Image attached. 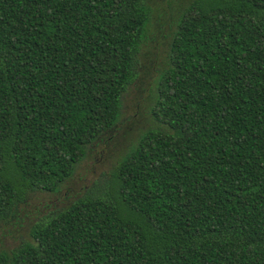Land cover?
<instances>
[{
  "label": "trees",
  "instance_id": "1",
  "mask_svg": "<svg viewBox=\"0 0 264 264\" xmlns=\"http://www.w3.org/2000/svg\"><path fill=\"white\" fill-rule=\"evenodd\" d=\"M145 0H0V223L58 193L120 120ZM106 181L0 264H264V0H192Z\"/></svg>",
  "mask_w": 264,
  "mask_h": 264
},
{
  "label": "rangeland",
  "instance_id": "2",
  "mask_svg": "<svg viewBox=\"0 0 264 264\" xmlns=\"http://www.w3.org/2000/svg\"><path fill=\"white\" fill-rule=\"evenodd\" d=\"M191 1L145 0L151 9V20L135 55V76L121 95L120 120L110 140L96 145L79 162L58 193L34 192L18 211L16 222L0 223V250L28 240L29 226L42 214L65 207L106 181L120 155L135 143L143 130L155 126L149 108L154 103L158 73L165 67L169 33L179 12Z\"/></svg>",
  "mask_w": 264,
  "mask_h": 264
}]
</instances>
